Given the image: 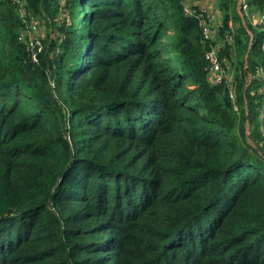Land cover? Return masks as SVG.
Masks as SVG:
<instances>
[{"label": "trees", "instance_id": "trees-1", "mask_svg": "<svg viewBox=\"0 0 264 264\" xmlns=\"http://www.w3.org/2000/svg\"><path fill=\"white\" fill-rule=\"evenodd\" d=\"M212 1L0 0V264H264V0Z\"/></svg>", "mask_w": 264, "mask_h": 264}, {"label": "built area", "instance_id": "built-area-1", "mask_svg": "<svg viewBox=\"0 0 264 264\" xmlns=\"http://www.w3.org/2000/svg\"><path fill=\"white\" fill-rule=\"evenodd\" d=\"M15 1L18 2V0H15ZM239 1L241 2L240 9H241L242 13L244 14V12L246 10L245 4H243L242 0H239ZM19 3H20V1H19ZM183 10L185 11V13L196 15L204 38H212L213 33L215 31V27L218 24V19L215 15L212 16L205 9V7L203 5L199 8V13H195V11L193 9L188 8V7H183ZM31 22H34V21H31ZM31 22H29V23H31ZM258 23L261 26L264 24V16L263 15L259 16ZM33 29H34V26L32 25L29 28H26V29L24 28L22 30V32L26 30L28 32L31 31V33H32ZM22 32L20 34L19 39H22L23 44L25 45V49L28 52L30 61L35 62L37 60V55L40 53V51L42 49L41 40L39 38H37V36H35L34 34L26 35L23 38ZM23 34L25 35V32H23ZM263 46H264V44H262V48H263ZM204 57L208 62L207 72H208V74H211L213 84H215V85L220 84L222 82V80L224 79V70H223V67H221V65L219 63L220 60L217 59L215 49L213 47H211L209 49V51L205 54ZM260 73L261 72H259V74ZM228 79L230 80L229 77H228ZM227 87H228V96H231V86L229 84H227Z\"/></svg>", "mask_w": 264, "mask_h": 264}, {"label": "rangeland", "instance_id": "rangeland-1", "mask_svg": "<svg viewBox=\"0 0 264 264\" xmlns=\"http://www.w3.org/2000/svg\"><path fill=\"white\" fill-rule=\"evenodd\" d=\"M210 1V0H209ZM205 7H207V10L211 13V15L213 16V13H212V11H211V5L209 4V3H207V6L206 5H204ZM244 14H245V16H247V14H248V16H249V12L248 11H246L245 10V12H244ZM245 20H246V17H245ZM34 26V29H33V32L31 33V31L30 32H28V31H23V32H25V35L23 34V32H22V37L24 38V36H26V35H32V34H34L35 36H37V38H39L40 40H41V38H42V35L44 34V32H45V28H44V25L41 23V22H31V23H29L28 21L25 23V26H24V28L26 29V28H29V27H31V26ZM20 41H22V39H20ZM23 42V41H22ZM224 78L227 80V81H229V79H228V75L227 74H225L224 73Z\"/></svg>", "mask_w": 264, "mask_h": 264}, {"label": "crops", "instance_id": "crops-1", "mask_svg": "<svg viewBox=\"0 0 264 264\" xmlns=\"http://www.w3.org/2000/svg\"><path fill=\"white\" fill-rule=\"evenodd\" d=\"M207 3H209L212 7H211V11H212V13H213V7H215V5H214V3H213V1L212 0H205V2H204V5H206L207 6ZM207 8V7H206ZM213 15H215L214 13H213Z\"/></svg>", "mask_w": 264, "mask_h": 264}]
</instances>
